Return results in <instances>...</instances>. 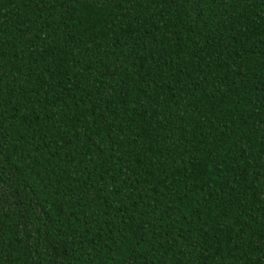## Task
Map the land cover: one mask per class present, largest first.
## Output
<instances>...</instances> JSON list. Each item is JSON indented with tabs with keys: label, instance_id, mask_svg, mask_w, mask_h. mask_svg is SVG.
<instances>
[{
	"label": "trees",
	"instance_id": "1",
	"mask_svg": "<svg viewBox=\"0 0 264 264\" xmlns=\"http://www.w3.org/2000/svg\"><path fill=\"white\" fill-rule=\"evenodd\" d=\"M0 264H264V0H0Z\"/></svg>",
	"mask_w": 264,
	"mask_h": 264
}]
</instances>
